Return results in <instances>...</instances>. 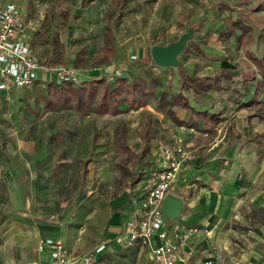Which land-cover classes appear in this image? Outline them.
<instances>
[{"label":"rangeland","instance_id":"374dc122","mask_svg":"<svg viewBox=\"0 0 264 264\" xmlns=\"http://www.w3.org/2000/svg\"><path fill=\"white\" fill-rule=\"evenodd\" d=\"M121 1L0 0V4L20 8L28 26L24 35L42 64L48 69L75 67L81 83L111 63L112 58L102 54L106 24L115 37V66L127 68L128 78H156V94L161 89L170 95L178 92L177 69L168 77L170 73L153 63L135 60L151 57L152 45L175 41L190 28L189 42L199 43L203 50L198 54L188 42L181 53L191 64L190 72L225 75L222 94L208 96L205 103L223 107L228 92H244L251 81L260 79L257 60L264 66V0H153L135 6L140 16L117 21ZM227 15L251 30L239 39L222 40V19ZM83 46L88 54L75 64L83 56L79 52ZM47 74L50 71L41 76ZM40 84L0 91V264H32L36 241L47 236L63 239L74 254L91 253L105 242L103 252L110 253L97 264H154L146 249L112 242V235L121 232L113 231L119 225L111 217L122 208L113 210L109 201L127 190L137 173L141 178L148 175L158 158L151 144L173 143L165 115L160 117L155 107L157 100L150 97L146 105L115 115L95 110L81 115L71 107L48 111L41 100L47 84ZM201 99L189 94V100L198 104ZM115 144L127 145L134 154L148 144V153L137 159L117 151ZM127 218L123 212L122 220Z\"/></svg>","mask_w":264,"mask_h":264},{"label":"crops","instance_id":"0c3cea01","mask_svg":"<svg viewBox=\"0 0 264 264\" xmlns=\"http://www.w3.org/2000/svg\"><path fill=\"white\" fill-rule=\"evenodd\" d=\"M146 1L153 0H131L123 16H140L141 12L135 6ZM27 31L26 25L22 38L29 43L27 35H24ZM180 57L187 72L193 74L188 69L191 65L188 60L183 59V55ZM113 58L109 65H115ZM258 62L261 63L260 60ZM160 69L170 73L168 77L176 72V68ZM122 73L127 74L126 71ZM259 76L260 79L255 83L251 81L253 84L244 92L237 89L228 92L225 97L227 104L223 107L205 103V99L220 96L224 89H212L199 95L204 98L199 104L190 100L196 110L222 113V120L210 127L206 128L200 119H197V127L177 124L168 115L158 113L162 118L165 115L170 139L178 134L177 126L185 128L179 136L189 152V158L169 191L183 200V208L180 216L167 220L166 225L170 232L175 225L180 230L184 227H196L197 230L183 243H180V238L174 240L177 264H264V120L251 117L256 112V104L246 105L252 97L264 101V74ZM174 112L181 121H188L191 116L181 108H174ZM144 177L136 183V188ZM134 192L130 190L131 195ZM131 207L129 203L128 207H122V212L112 215L111 220L119 225L113 229L114 232L124 233L132 216ZM123 212L128 217L126 222L122 220ZM116 236L113 234L111 238ZM36 245L32 264L42 259ZM106 253L109 254L110 250Z\"/></svg>","mask_w":264,"mask_h":264},{"label":"built area","instance_id":"2783aa9c","mask_svg":"<svg viewBox=\"0 0 264 264\" xmlns=\"http://www.w3.org/2000/svg\"><path fill=\"white\" fill-rule=\"evenodd\" d=\"M25 28L21 10L16 4H0V91L29 89L36 81L46 79L57 84L66 81L79 83L81 73L77 68L59 65L48 69L41 63L29 43L22 38ZM125 70L126 68L107 65L99 69V75L112 81ZM48 71L50 74L47 77L41 76L42 72ZM177 129L178 134L172 136L173 143L158 141L152 144L151 149L158 153V158L148 175L142 179L141 185L135 189L136 192L132 195L129 192L128 203L132 204V216L126 223L124 233L113 239L120 246L138 245L141 249H146L154 264H177V245L174 240L180 238V243H183L197 230L196 227H184L180 230L175 225L170 232L166 225L167 217L161 209L163 199L189 158V152L179 136V132L185 128L180 125ZM190 131L193 129L190 128ZM107 247L108 244L103 242L91 253L74 254L63 239L42 237L36 245L42 259L36 264H97V255Z\"/></svg>","mask_w":264,"mask_h":264},{"label":"trees","instance_id":"16d2710c","mask_svg":"<svg viewBox=\"0 0 264 264\" xmlns=\"http://www.w3.org/2000/svg\"><path fill=\"white\" fill-rule=\"evenodd\" d=\"M90 1L91 0H82V3L85 4ZM130 1L131 0L121 1L117 12V21L125 14L126 5ZM222 21L224 24V32L219 35L222 40H229L233 37L239 39L241 35L246 34L251 30L249 25L245 24L243 21L234 20L229 15L224 16ZM105 30L106 41L102 47V54L107 59H111L115 50V37L113 29L109 24L105 25ZM237 31L239 33H236ZM189 46L198 54L203 53L202 47L199 43L189 42L188 47ZM79 52H81L83 56L75 60V64L80 63V61L82 62V59L88 54L87 46H83ZM137 60L146 63H153L150 56L136 59L135 61ZM63 62L67 61L65 60ZM257 65L261 74H264V66L259 62ZM176 69L179 76L178 92L173 95H170V93L164 89H161L159 93L156 94V87L159 85L156 78H152L150 81L143 77L134 79L128 78L124 73L117 76L112 81H107L104 76L96 75L91 79L85 80L83 83L80 81L77 84H73L69 81L57 84L49 79L36 81L35 84L41 85V82H45V85L47 84L46 94H41V100L44 108L48 111H56L60 108L71 107L73 111L81 115H85L92 110H95L99 114L109 113L115 115L126 109H138L146 105L150 97H155L157 100L155 105L156 109L168 115L177 124H186L190 127H197V119H200L203 125L207 128L219 123L222 120V113L196 110L191 105L187 95L191 94L196 97L209 92L212 89L221 90V81L225 78V75L222 73L205 76L190 74L187 72L183 64H180ZM125 71L127 73V68ZM251 104L257 105L256 112L251 115V117H258L260 120H264V101H261L257 97H252L246 105ZM124 106L126 107L124 108ZM174 108H181L188 111L191 115L189 120H179L175 115ZM144 138L148 143V137L145 136ZM148 147L149 145L147 144L140 154H134L127 145L115 144L117 151L124 152L137 159L145 157L148 153ZM84 172H86V169ZM140 178L141 172L137 173L136 176L130 179V182L126 185V189L130 192L131 188L140 180ZM104 254L105 256L108 255V253L99 254L97 261H99Z\"/></svg>","mask_w":264,"mask_h":264},{"label":"water","instance_id":"95a60500","mask_svg":"<svg viewBox=\"0 0 264 264\" xmlns=\"http://www.w3.org/2000/svg\"><path fill=\"white\" fill-rule=\"evenodd\" d=\"M193 29L183 32L175 40L168 44H154L150 47V55L154 65L161 68H177L180 64V55L186 49L192 38ZM129 192L124 190L120 195L111 199L109 205L112 209H121L128 203ZM183 200L168 193L162 201L161 209L170 220L178 218L183 208Z\"/></svg>","mask_w":264,"mask_h":264}]
</instances>
